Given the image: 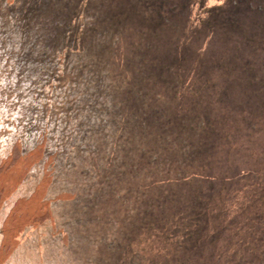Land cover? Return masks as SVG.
I'll return each instance as SVG.
<instances>
[{"label": "rangeland", "instance_id": "rangeland-1", "mask_svg": "<svg viewBox=\"0 0 264 264\" xmlns=\"http://www.w3.org/2000/svg\"><path fill=\"white\" fill-rule=\"evenodd\" d=\"M0 1L31 27L0 32L20 52L0 264L35 233L38 202L16 199L45 155L43 184L77 195L76 263L264 264V0Z\"/></svg>", "mask_w": 264, "mask_h": 264}, {"label": "trees", "instance_id": "trees-1", "mask_svg": "<svg viewBox=\"0 0 264 264\" xmlns=\"http://www.w3.org/2000/svg\"><path fill=\"white\" fill-rule=\"evenodd\" d=\"M13 1L17 3L20 0H13ZM4 6H5L4 2L0 1V7L2 8L0 14L3 16L2 19L4 21L1 22L0 19V28L2 27L0 29V32L2 31L1 34L4 32L5 34L4 36H11L10 38L14 39L15 41L16 38H18L21 41L22 40L21 37L25 38V36H27V34L24 33L28 31L25 30L31 29V27H29V25L26 23L29 20L22 19L21 23L19 22L20 19L16 20V22H10V20L6 19V17L4 16L5 15L4 13L5 11H7L6 8L8 6L6 5L7 7L5 9ZM1 34H0V123L2 124H4L3 122L7 123L5 126H3V128L6 127L5 133L3 132V135L2 134L1 135L3 137L6 147L7 145H9V143H13V145L10 144L9 149L6 148L8 150L2 149L3 152H1L2 155H0V170L4 168V166L7 163L6 162L7 158L9 157L11 152L15 150L14 145L16 144V126H14V123L16 125V120H17L15 115L16 113L10 114L9 111L10 109H8V107L7 108L4 107L12 105V103L13 104L16 103L15 102L16 89H12V88L14 87L13 76L14 74H16V68H18L17 67L18 64L16 66V62L19 59L16 57L18 56V54H16V52L18 51L12 52L9 46L6 45L5 40L2 39L3 35ZM44 50L45 48L43 49V51ZM18 53L20 54V52ZM91 55L94 56V54ZM79 63H81V65L86 64V62L83 61ZM70 79L72 81L74 80L73 78ZM7 83H11V84H7ZM9 118L11 120H8ZM19 120H26V119L19 118ZM39 122L40 121H38V123ZM21 123L30 124L31 122H21ZM7 134L10 137H8ZM23 137H19V142L23 141ZM54 138L56 137L52 135H48L44 139V141L39 144V145L45 144L49 154L51 153L49 152L50 151L49 149H52L51 147L53 145ZM61 138H62L61 140L62 143L63 142L65 143V141H63L65 137L62 136ZM48 156L50 155H45L44 156L45 159H42L38 163L35 162L34 164H32L31 167L28 168V173L25 175L24 179L19 184L21 192L19 193V196L16 199L17 200L16 202L20 201L17 204L19 203L22 204L24 201L27 202V200L33 198L36 200V202H38V205L40 207V214L37 217L38 219L36 218L34 220L35 222L33 221L34 223L29 225V227L26 229V231L28 232L34 231L35 232L34 235H32L31 238H27L28 241L26 240L22 243H19V247L17 250L18 254L16 255L17 257L15 256L14 260H12L18 262L17 263L12 262V264H73V263L82 264L80 262L81 260L77 261V263L74 262L75 254L71 252L70 247H68L70 244H72L71 243L72 234L68 232L70 231L69 226L74 222H78L71 209V206H73L75 203L73 202L75 200V197L74 198L72 197L69 198V197L71 195L73 196L76 195V193L75 194L71 193L67 189H64L66 191H59L60 188L57 185L61 184L60 179H58L59 182H57L55 179L57 183H55L54 185L43 184L46 179V175H48V173L52 175L55 174L56 176H58V178L60 174V167L58 168L59 166L58 163H56L55 165L56 170H54L55 166L53 164L51 166L50 164H46L47 162L46 158ZM3 160L5 161L3 162ZM70 166H67V169H69ZM73 166H71L70 168L81 169L78 165H73ZM66 233L68 235L67 239H70V241H68L70 242L69 245L65 244L64 242L66 241L65 239ZM6 238H9V236L6 237L5 231L3 229L0 231V252L3 251L1 249L2 248L1 242L3 244ZM101 238L105 239V237H101ZM92 239L93 242H96L95 238L92 237ZM107 241L105 242V244L111 243V241L108 242ZM100 242L102 241L99 238V242L96 244L97 247H95L96 251H98L99 246L101 245ZM74 243L75 242H73V244ZM84 259H88V257L85 255ZM90 262L93 264L94 262H96V260L92 258L90 259Z\"/></svg>", "mask_w": 264, "mask_h": 264}]
</instances>
